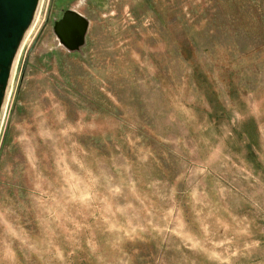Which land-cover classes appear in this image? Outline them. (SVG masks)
<instances>
[{"label": "rangeland", "instance_id": "374dc122", "mask_svg": "<svg viewBox=\"0 0 264 264\" xmlns=\"http://www.w3.org/2000/svg\"><path fill=\"white\" fill-rule=\"evenodd\" d=\"M15 61L0 264H264V0H41Z\"/></svg>", "mask_w": 264, "mask_h": 264}, {"label": "water", "instance_id": "95a60500", "mask_svg": "<svg viewBox=\"0 0 264 264\" xmlns=\"http://www.w3.org/2000/svg\"><path fill=\"white\" fill-rule=\"evenodd\" d=\"M41 0H0V119L15 59L31 27ZM90 20L79 11L68 8L54 23L60 44L70 52L87 43Z\"/></svg>", "mask_w": 264, "mask_h": 264}, {"label": "trees", "instance_id": "16d2710c", "mask_svg": "<svg viewBox=\"0 0 264 264\" xmlns=\"http://www.w3.org/2000/svg\"><path fill=\"white\" fill-rule=\"evenodd\" d=\"M210 108H211V110H210V114L213 116L214 114H213V112H214V110H215V108L213 107V106H210ZM213 110V112L211 113V111ZM216 117V116H215Z\"/></svg>", "mask_w": 264, "mask_h": 264}, {"label": "bare ground", "instance_id": "6f19581e", "mask_svg": "<svg viewBox=\"0 0 264 264\" xmlns=\"http://www.w3.org/2000/svg\"><path fill=\"white\" fill-rule=\"evenodd\" d=\"M34 28V27H33ZM16 62V61H15Z\"/></svg>", "mask_w": 264, "mask_h": 264}]
</instances>
